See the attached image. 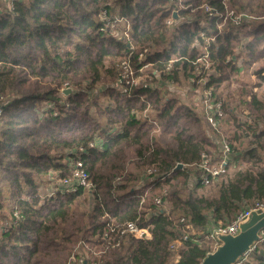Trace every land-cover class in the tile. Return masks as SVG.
Instances as JSON below:
<instances>
[{
	"label": "trees",
	"instance_id": "trees-1",
	"mask_svg": "<svg viewBox=\"0 0 264 264\" xmlns=\"http://www.w3.org/2000/svg\"><path fill=\"white\" fill-rule=\"evenodd\" d=\"M204 5L251 19L219 29L222 19L208 18ZM204 55L210 69L204 88L215 99L221 84L246 70L256 82H241L231 97L235 107L223 101L220 123L229 116L237 127L226 137L238 170L209 186L193 171L192 190L188 168L202 153H218L219 135L203 111L159 90L124 87L119 74L125 60L133 70L147 63V74L158 70L162 80L180 84L198 75L203 62H194ZM169 63L171 73L162 74ZM262 86L264 0H0V222L9 223L0 228V264H65L79 242L101 247L110 222H135L150 238L123 237L97 264H199L217 247L202 238L187 241L174 262L169 244L182 235L180 218L204 229L264 201V165L239 170L242 160L264 163V100L254 91ZM65 88L72 92L64 102ZM236 110L245 121H236ZM76 162L91 188L55 190ZM134 163L155 172L135 173ZM46 176L60 183L42 197L37 179ZM86 195L91 209L81 212ZM156 197L165 209L154 205ZM259 236L234 264H264V230Z\"/></svg>",
	"mask_w": 264,
	"mask_h": 264
},
{
	"label": "built area",
	"instance_id": "built-area-1",
	"mask_svg": "<svg viewBox=\"0 0 264 264\" xmlns=\"http://www.w3.org/2000/svg\"><path fill=\"white\" fill-rule=\"evenodd\" d=\"M5 1L7 5H10L11 0H2ZM172 1V0H170ZM203 9L207 14L208 18H218L222 19V23L218 26L221 29L223 23L228 22L232 27H237L244 21H248L251 19L245 13H235L232 10H229L225 7L224 14H218L215 10L210 8L208 5H204ZM166 25L169 27L173 26V19H168L166 21ZM113 29V26L108 27ZM111 32V30H110ZM203 35V34H202ZM207 55L199 58L194 64L197 62H203L202 68H196L198 70L197 76H192L188 79L191 85H202L203 87V95H202V104H203V116L207 124L211 127V129L219 135V145H218V153L214 154H206L202 153L200 161L192 166L194 171L197 174V181L203 186H209L218 182L222 178H225L229 175L230 170L232 169L231 155L233 154V149L231 147L230 142L223 132H221V119L225 116L223 111V100L215 99L212 95V89L204 88L207 80L206 73L210 70L209 63L204 60ZM145 56L140 54L138 59L143 61ZM121 72L119 74V82L123 84L124 87H133L141 85L144 89H153L159 90L160 88H169L174 87L175 81L173 79L162 80L160 78V71L153 70L152 75L147 74V71H142L146 67H150V64H143L139 69L133 70L130 67L128 61H123L121 63ZM171 73V63L167 64V67L163 70L162 74L169 75ZM137 74V75H136ZM146 74L147 77L150 78L152 84L146 82H138V78L142 75ZM137 80V81H136ZM124 89V88H123ZM2 112V107L0 106V114ZM154 169H147V174L151 175L154 173ZM78 186L85 187L87 189L91 188V184L87 179L86 173L82 170V165L79 162H76L73 168L71 175L68 178L61 180V186L56 188L55 190H63L65 192L74 191ZM154 205L157 208L165 209V205L159 197L154 199ZM264 211V201H256L253 205L246 207L239 212H237L234 217L227 224H223L221 222H213L210 223L208 227L202 229H196L191 227L188 224H184V219L180 218L178 223L181 224L182 235L177 239L172 241L169 244L170 251L174 252V259H179L178 250L182 243L187 241L193 243H199L200 239L208 240L213 243H217L219 241L220 236H235L239 232V226L247 220L252 212L261 213ZM131 236L138 240H144L150 238V234L148 229L139 228V226L135 222H124L115 224L113 222L108 223L107 229L103 232V234L99 237L100 241L103 242L102 250L99 252L103 254L107 249H113L115 247H119L121 238ZM89 245L85 242H79L75 250L72 251L70 257L68 258L66 264H86V260L84 259L85 250L92 252L88 247ZM94 251L92 252V254ZM98 255V256H99ZM245 256V255H244ZM95 264L96 261H95Z\"/></svg>",
	"mask_w": 264,
	"mask_h": 264
},
{
	"label": "rangeland",
	"instance_id": "rangeland-1",
	"mask_svg": "<svg viewBox=\"0 0 264 264\" xmlns=\"http://www.w3.org/2000/svg\"><path fill=\"white\" fill-rule=\"evenodd\" d=\"M177 21H179V19H177ZM227 25H228V22H225V23H223L222 26L226 27ZM110 30H111V34H114L116 37H120L121 33L119 31H115L114 29L109 28V31ZM142 71H151V69H150V67H146ZM252 73H253V70L250 69V70L244 71L241 74L234 75L230 79L229 82H224L215 90V96H217L218 98L225 101V104L227 103L230 107L231 106L235 107V103L232 102L231 97L234 96L235 92L241 87V85H242L241 82H246V83H250V84H253L256 82L255 76ZM181 81L182 82L180 84H174L173 88L172 87H170V89L169 88H164V89L160 88L161 94L164 95L165 97L177 98L180 103L187 105L189 107H192L197 113L200 114L203 110V104H202L201 99H202V95H203L204 91H203L202 85H197L195 87H192V85L189 83V81L184 80V79H181ZM138 82L139 83L140 82H146L149 84L153 83V82H151L150 78L146 76V74L139 77ZM118 88L122 89L120 86ZM65 89H67V88H65ZM254 91L256 92V94L260 98H262L264 100V86H262L259 89H255ZM97 93L98 92H94L93 94L95 95ZM9 97L10 96H8V99H9ZM59 97L62 101L65 102L67 95H65L63 93V90H60L59 91ZM42 106L47 107L46 104H43ZM235 119L238 123L245 121L244 115L239 114L238 111L235 113ZM233 121H234L233 118L232 117L230 118L228 116L227 118L225 117L224 120L221 122V132H223V134H225L226 136L228 134L230 135L235 129H237V127H235V124ZM156 138L161 142V144L164 143L165 139H163L164 137L161 136V134L159 133L158 130L156 131ZM248 141H250L249 138L243 139L240 142V144L237 146V148L240 151H243L247 147ZM65 162H68V160L65 159ZM239 165L241 166V168L239 170L242 169L245 171L250 170L252 172L253 171L257 172L264 165V163H263V160H261V162H258V163H254V160H249V161L242 160L239 163ZM147 168H149V166H144V164H142V163H139V165L134 163L129 167V169H132V171H134L135 173H139L140 175ZM237 170H238V168H237ZM237 170H236V168L231 169L229 175L236 172ZM188 171L190 172V177H189L188 182H187V188L193 190L195 187L194 179L192 177V173L194 171V168L189 167ZM51 174L54 175L53 173H51ZM55 179H58V178H56V176H55ZM37 180L39 183V190L38 191L42 197L52 194L55 187L58 185L57 183H60L58 180L48 181V176L43 177V178H39ZM173 185L180 187V185L178 184V181H176V180L173 181ZM135 187H137V184H135ZM170 188L173 189V187H170ZM170 188H168L167 190H171ZM211 188L208 187V188H203V189H204V191L205 190L207 191ZM200 190L201 189H197V191H200ZM85 199L86 200L83 203L82 208H80L81 212H87L91 209V205H92L91 197L89 195L88 196L86 195ZM8 226H9V223L7 221H1L0 222V228L3 227V229H6ZM75 247H74L73 251L75 250ZM88 247H89V249L92 250V252L94 251V253L92 254V252L85 250L84 259L86 260V264H95V261H99L101 255H102V254L99 255V252L102 250V247H97V246H88ZM212 247L216 248L217 246L215 243H213ZM94 259H96V260H94ZM176 261L177 260L174 259V262H176Z\"/></svg>",
	"mask_w": 264,
	"mask_h": 264
},
{
	"label": "water",
	"instance_id": "water-1",
	"mask_svg": "<svg viewBox=\"0 0 264 264\" xmlns=\"http://www.w3.org/2000/svg\"><path fill=\"white\" fill-rule=\"evenodd\" d=\"M176 15L174 14V17ZM72 92L67 88L63 90L65 95ZM182 167L181 164L177 165ZM264 230V211L261 213L252 212L239 226V232L235 236H220V245L206 255L199 264H234L241 257L246 255L255 243L260 240L259 233Z\"/></svg>",
	"mask_w": 264,
	"mask_h": 264
}]
</instances>
